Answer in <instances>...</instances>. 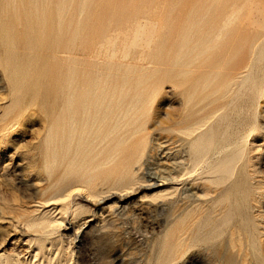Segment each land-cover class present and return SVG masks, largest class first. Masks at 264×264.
Returning <instances> with one entry per match:
<instances>
[{
	"label": "rangeland",
	"instance_id": "1",
	"mask_svg": "<svg viewBox=\"0 0 264 264\" xmlns=\"http://www.w3.org/2000/svg\"><path fill=\"white\" fill-rule=\"evenodd\" d=\"M190 1L0 0V26L6 22L9 27L7 35L0 37V264H165L170 252L164 239L180 222H184L186 233L178 241L188 244L208 239L217 243L205 245L199 241L173 264H241V258L243 264H264V0H240L242 19L230 20V11L221 14L218 19L220 23L225 19V23L214 21L209 25L216 35L200 37L198 43L190 30L195 24L190 14L195 4ZM137 9L148 17L133 15ZM111 12L117 18L120 12L125 13L122 25L110 29ZM99 15L105 16L104 21L109 18L106 28L99 33L89 32L100 29L95 20ZM173 15L187 16L186 32H173L178 23ZM250 18L255 19L253 23H249ZM144 21L147 29L140 27ZM37 35L62 39L78 49L45 52L47 57L42 58L41 52L36 55L30 46ZM144 37L154 41L149 48ZM222 37L228 40L222 43L218 40ZM238 40L242 47L236 51ZM163 54H169V61L156 62ZM33 59L58 69V96L67 92L62 72L68 64L93 63L97 77L102 78L104 72L112 77L115 118L108 131L112 132V144L99 143L95 153L84 150L85 162L67 169L68 174L83 180L72 196L60 195L56 181L48 185L45 177L49 165L44 161V151H40L46 141L62 139L65 130L61 126L65 122L50 130L49 119L38 106L19 104L28 100L26 96L20 100L19 92L29 78L34 81ZM81 73L86 71L82 69ZM184 76L195 86L189 103L183 95L189 93L190 83L178 82ZM126 92L140 96L134 99L143 106L144 115H149L130 120L129 124L117 120V112L124 109L125 103L123 99L117 104L114 94ZM63 107L58 106V111ZM190 107L196 114L187 119L189 125L205 123L195 131V140L216 136L226 125L229 135L237 133L242 141L232 153L243 157L238 183L241 215L234 217L241 225L235 231L241 249L229 244L233 235L228 228L232 224L227 222L232 215L226 214L224 196L206 205L201 196L187 203L184 213L171 216L181 184L168 180L150 189L152 181L140 178L131 183L129 178L131 139L152 132L151 128L163 119V126H167L162 132L170 128L169 132L181 133L183 130L168 125ZM125 128H135L136 136L121 141L119 132ZM105 133L99 132V138ZM65 149L62 147L57 155L62 170L71 156L65 154ZM31 159L37 161L35 166L26 164ZM89 160L97 165L93 171ZM105 160L113 166L110 173L104 170ZM165 163L159 161L161 166ZM134 170L136 176L142 172L137 166ZM229 171L234 175L236 169ZM211 178L206 180L208 184L212 180L214 185L218 183L219 178ZM201 184L200 179L187 181L198 194Z\"/></svg>",
	"mask_w": 264,
	"mask_h": 264
},
{
	"label": "bare ground",
	"instance_id": "2",
	"mask_svg": "<svg viewBox=\"0 0 264 264\" xmlns=\"http://www.w3.org/2000/svg\"><path fill=\"white\" fill-rule=\"evenodd\" d=\"M183 1L184 0H181L182 4H184ZM195 1L198 0L190 1L195 4L190 10L191 16H194V18H191V21L195 22L190 30H192V33L196 36L194 41L196 43L200 42V37H211L216 35L209 25L214 21L218 24L225 23V19H223L221 23L218 19L221 14L230 11L232 14L230 20L242 19L239 15V12L242 10V2L240 0H200L198 3H195ZM246 1L249 3V0ZM142 12L141 9H137L132 11V14L136 16L140 15V18L148 17V15L144 16ZM123 14L125 13L120 12L119 15L117 14L119 17L117 18L111 12L112 17H110V20L112 26L110 29L122 25L121 18L123 17ZM104 17L100 16L95 19L96 24L100 29L93 31L90 30L89 32L95 33V31H98L99 33L100 30L102 31L105 29L109 18L104 21ZM172 17H176L178 20L173 32H186L185 24L189 20L187 19V16L182 17L173 15ZM253 20L255 19L250 18L249 23H253ZM181 21L183 23H180ZM145 23V21L141 22V29H147L143 26ZM8 31L9 27L7 26V23L3 22L2 26H0V37H5ZM34 34L35 33H31L30 35ZM25 37L26 35H23V41L25 40ZM34 38V45L30 44V46L32 51L35 49L36 55L41 52L40 56H42V58L47 57V55H44L45 52H70L78 49L76 45L67 43L62 39L52 40L41 36H34ZM143 40H145V37ZM218 40L225 43L228 38L225 40L222 37ZM145 41L146 47L148 48L151 43L154 42L153 40ZM86 47L88 48V46ZM174 47L175 46L170 48L173 50ZM241 47L242 42L241 40H238L235 45V50H241ZM221 52L222 51H220V53ZM168 55L169 54H165L160 58H156V62L165 64L166 61H169L166 58ZM34 56L35 53L33 52L32 58H34ZM152 60L155 61V59H150L151 62ZM33 61H36L34 81L32 83V79L28 76L29 81L27 86H25L24 89L19 92L20 94H18L20 100L24 99L25 96L28 97V100L27 102L21 101L19 104L38 106L44 113L43 115L49 119L50 130L54 131L58 128V124L65 122V125L61 126V128L65 130L62 139H50L46 141V145H43L42 148H40V151H44V161H48L49 165L48 173L45 177L48 185L56 181L59 185L57 192L60 195L68 194V196H72V191L74 192L75 190L74 188L79 186V183H83V180L79 176L68 174L67 169L69 167H76L79 164H83V161L85 162V159L83 158L86 155L83 156L82 154L84 150L88 151V153H95L99 143H107V145L110 143L112 144L113 137L110 135L112 132L108 133L111 120L113 117L115 118V113L113 114L114 108L111 107V104L113 103V94L111 91L112 77L110 72H104L102 78L97 77V67L93 66L92 62V65H82L80 63L68 64L69 66L64 74L62 72L64 81L66 82L64 89H66L67 92L64 91L65 95L60 93L58 96L59 93L56 89H58L59 80L61 78V75L57 76L58 69L48 64H42L37 61V59H33L32 62ZM90 66L92 68L91 71H89ZM82 69L86 71L85 74L81 73ZM43 73L47 74L43 76ZM166 78L168 81L171 80V77L169 76H166ZM176 78L177 77H175V79ZM178 82L181 84L190 83L188 90L189 93L183 95L184 100L189 103L192 100L191 94L193 93V90H195L194 84L190 81L189 77L185 76L178 80ZM93 86H100V88L96 89L93 88ZM183 92V90H180V93ZM114 95L118 100H116L117 104L123 102V99V103H125L124 109L119 108L120 110L117 112V120L122 119V121L125 122L124 124H129L130 120L133 122L143 117L145 110L142 108L143 106L137 103L136 99H134L139 98L140 96H131V94L127 92ZM127 95L131 97L132 101H128ZM61 104H63L64 107L62 110L58 111L57 108ZM195 114L196 113H194L190 107V109L182 116L177 114L175 118L171 119L172 123H169L168 126H174L177 127L178 130H183L180 131L181 133L169 132L170 128H168L167 131L162 132L167 126H163L166 122L165 119H163L158 121V124L151 128L152 132L148 134H142L139 132L141 134L140 136L131 139L127 156L129 172L131 175L129 178L131 183L140 178L152 181L150 187H148L150 189L162 186L166 184L168 180H172L174 184H181V188L176 190L177 198L174 200L175 207L171 212V216L176 213H184L188 207L186 204L196 202L198 199H201V196L204 197L201 199L203 205L212 202L219 195L224 196L225 198L222 204H224V208L227 209L226 214L232 215L227 222L232 224L228 227L229 230L232 229L231 234L233 235V239L229 244L233 248L241 249L238 247L237 236H235V231L240 230L238 228H240L241 225L237 223V220H234V217L238 218L239 215H241L238 211V209L241 210L240 205L242 203L241 197H239L240 188L238 183L240 180V172L243 168L241 162L243 157H239V155L232 153L237 151L242 141L239 140L237 133L229 135V127L226 128V125L222 130H218L216 136L213 135V137H209V139L200 137L195 140V131L201 128L202 125H205L204 121L194 126L189 125L187 119H191ZM146 115H149V113L144 116ZM153 115L154 112L152 113V117ZM166 115L170 117L171 113L166 112ZM134 129H122L119 132V139L121 141L128 140L131 138L132 134L135 135L137 132ZM102 131H105L106 133L99 138L98 133ZM81 143L82 146L80 145ZM89 143L92 144V146H89ZM64 146L67 147V149H65V154L71 156H69V159L66 161L65 169L62 170V166H60L61 161L59 158L57 159V155L59 156V151ZM95 156L96 155H92V159L93 157L95 158ZM144 157L145 159L142 161ZM61 158H66V156L62 155ZM161 160L166 161L163 166H161L162 164H159V161ZM87 163L88 161H86V164ZM26 164L28 166H35L37 161L31 159L30 162L27 161ZM89 164L92 171L97 167L96 164L92 163V160H89ZM103 164L106 167L104 169L105 171L109 173L113 171V166H111L108 161L105 160ZM136 166L137 170H142L141 174L139 173V176H136L134 173ZM230 169H236L234 175L230 173ZM209 177H212L213 179L219 178L218 183L214 185L212 180L210 184H208L206 180ZM196 179L202 181V190L199 194L197 192L194 193L187 185L188 180L194 181ZM225 183L227 184L225 185ZM224 229L219 232L217 236H221ZM185 233L186 228L184 222H180L172 228L170 233L164 239L166 249L170 252L165 264L178 263L192 248L198 245L199 241L205 245L208 243H217L216 240L208 239L192 240L188 244L187 242L184 243L178 241V238H183ZM171 240L173 243H170ZM241 264H243L242 258Z\"/></svg>",
	"mask_w": 264,
	"mask_h": 264
}]
</instances>
